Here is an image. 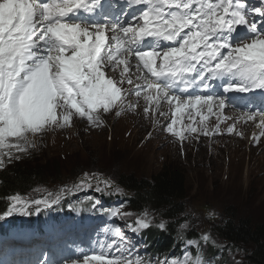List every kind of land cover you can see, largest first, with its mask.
Masks as SVG:
<instances>
[{"label":"snow or ice","instance_id":"1","mask_svg":"<svg viewBox=\"0 0 264 264\" xmlns=\"http://www.w3.org/2000/svg\"><path fill=\"white\" fill-rule=\"evenodd\" d=\"M142 2L150 0H135L136 4ZM193 2L199 0H158L149 10L140 13L139 19L144 24L137 29L132 27V22L137 19L135 16L125 26L119 16L112 19L104 13V0H90L88 3L85 0H53L52 3L0 0V145H4L8 137L23 141L26 134L39 133L47 125L61 124V121L67 124L72 110L96 123L98 117L94 113L100 109L108 113L121 100L122 82L133 83L130 78L125 81L123 75L120 80L105 78L106 71L118 65H124L122 73L129 72L130 65L127 60L119 58L121 54L138 59L152 77L164 78L161 82L146 78L142 86L132 91L139 96L140 87L155 90V96L147 95L145 99L153 101L158 98L166 100L169 105L175 101V113L181 111L182 104L206 106L208 112H212L215 103L222 110L225 101L217 100L214 94L196 95L194 102L182 100L171 92L173 88L178 89L179 84L164 82L169 76L175 79L179 75L181 83H185L184 74L195 72L196 75L191 77L192 84L197 88L211 89L210 80L227 75L228 82L223 87L225 93L247 94L261 90L264 94V29L258 27L256 19L258 17L259 23L264 25V7H249L246 0H219L216 4L199 3V7L193 9ZM160 5L180 11H171L165 18ZM80 11L90 14L92 19L77 22L73 17ZM97 15L100 19L96 18ZM149 25L154 26L150 28ZM240 25L251 33L250 42L245 43L244 37H239V42L233 46L231 34ZM184 29L188 32L181 35ZM106 31H111L110 38ZM138 36L157 37L164 41H177L179 37V46L169 47L163 51L162 57L156 51H141L131 45L122 48L125 37L135 43ZM106 39L115 41V49L109 47L102 56ZM198 48L201 50L197 51ZM222 49L228 51L225 53ZM158 58L164 62L161 71L155 67ZM201 61V67L197 68ZM213 61H216L214 65ZM165 67L169 69L167 74L163 71ZM144 111L147 113L149 109L146 107ZM245 115L247 120H255L259 115L260 127L264 129V110L260 113L249 111ZM174 123L175 120L171 122ZM171 124L166 125V130L182 137L183 134L175 132ZM190 131L196 129L190 128ZM228 131L231 132L232 128ZM101 184L109 190L115 187L110 181H98L97 192L105 191ZM115 191L120 193L122 190L115 188ZM99 203L96 200L92 207ZM32 204L29 209L28 202L14 199L11 207L0 214V220L14 212L22 215L40 212L41 205L50 208L59 204V198L51 203L35 200ZM118 214L122 219H133V223L125 227L134 233L150 227L146 219L133 218L130 212L111 213L113 218ZM159 227L164 229L165 225L161 223ZM113 237L107 245V253L84 255V264L89 261L94 264H169L172 259L149 258L145 261L138 252H133L135 246L120 226L113 230ZM202 239L207 242L209 236L204 235ZM186 243V251L197 245L194 240Z\"/></svg>","mask_w":264,"mask_h":264},{"label":"rangeland","instance_id":"2","mask_svg":"<svg viewBox=\"0 0 264 264\" xmlns=\"http://www.w3.org/2000/svg\"><path fill=\"white\" fill-rule=\"evenodd\" d=\"M121 76L122 73L119 80ZM123 77L133 83L122 82L123 99L108 113L100 111V125L92 123L87 127L80 116L73 113L67 124L62 121L50 124L39 133L26 134V140L15 139L17 148L25 153L23 162L30 160V164L48 168L44 171L47 189L58 190L65 181L68 187L95 189L98 181H110L90 172L106 173L116 179L121 174L150 179L166 163L182 170L187 186L186 223L179 230L199 228V234H208L210 225L231 211L237 218L263 222L264 132L258 127L260 122L241 126L243 122L235 119L230 125L223 124V120L217 119L220 112L213 108L214 114L211 112L208 116L202 111L191 114L186 109L184 112L187 106L175 113V105L171 109L158 98L146 100L145 96L154 95L151 91L145 96L132 93L134 86L140 84L137 74L128 73ZM173 120L175 123L171 124ZM169 124L175 132L182 133V137L169 133L166 130ZM7 150L8 155L20 152L10 151V147ZM0 160L1 165H5L9 158ZM60 174V181L53 183L51 179ZM71 174L82 175L74 179ZM110 182L115 186L110 190L101 186L114 192L117 186ZM142 214L151 223L159 220L149 209ZM212 240L222 245L215 236ZM243 253L246 252L233 250V255L240 260Z\"/></svg>","mask_w":264,"mask_h":264},{"label":"trees","instance_id":"3","mask_svg":"<svg viewBox=\"0 0 264 264\" xmlns=\"http://www.w3.org/2000/svg\"><path fill=\"white\" fill-rule=\"evenodd\" d=\"M19 155L24 154L19 153ZM11 163L0 171V214L12 196L23 195L47 185L45 181L47 177L44 176V171L48 170L46 166L38 167L30 164V160L23 162L22 158L18 162ZM177 167L165 163L161 171L150 179L134 174H121L118 179H112L121 188L133 193L132 211H143L149 208L164 221L167 228L166 234L153 239L156 241L155 249L157 250L162 244L167 243L169 236L182 223L181 216L187 211L185 176ZM78 175L80 174L69 176L75 178ZM61 178L62 174L51 180L56 183ZM230 213L221 216L219 222L210 225L212 233L222 241L228 242L230 246L246 249V260L243 264H264V221L255 223L249 218H237L235 213L232 216L233 211ZM188 234H194V232H188Z\"/></svg>","mask_w":264,"mask_h":264},{"label":"bare ground","instance_id":"4","mask_svg":"<svg viewBox=\"0 0 264 264\" xmlns=\"http://www.w3.org/2000/svg\"><path fill=\"white\" fill-rule=\"evenodd\" d=\"M150 26V25H149ZM146 97V96H145ZM156 104V103H155ZM168 104V103H167ZM152 105V104H151ZM169 105V104H168ZM166 106V105H165ZM161 114V113H160ZM163 115V114H162ZM165 116V115H164ZM157 117V116H156ZM161 117V116H160ZM217 119H219V120H223V124H228V125H230V123L232 124V122L235 120V121H241V122H243V120H242V118H240L239 117V119H238V117L234 114V113H232V112H229V113H226V112H224V113H219V116L217 117ZM260 122V118H258V120H257V122ZM256 122V121H255ZM259 128H260V130L261 131H263L264 132V129H262L261 127H260V125L258 126ZM223 131H226V128H224L223 129Z\"/></svg>","mask_w":264,"mask_h":264}]
</instances>
